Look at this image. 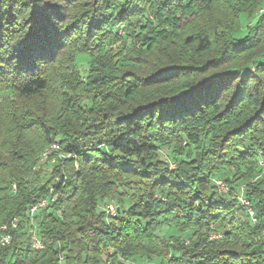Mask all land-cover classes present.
Here are the masks:
<instances>
[{
    "label": "trees",
    "instance_id": "16d2710c",
    "mask_svg": "<svg viewBox=\"0 0 264 264\" xmlns=\"http://www.w3.org/2000/svg\"><path fill=\"white\" fill-rule=\"evenodd\" d=\"M263 7L0 0V264H264ZM180 143L170 168L159 145Z\"/></svg>",
    "mask_w": 264,
    "mask_h": 264
},
{
    "label": "built area",
    "instance_id": "2783aa9c",
    "mask_svg": "<svg viewBox=\"0 0 264 264\" xmlns=\"http://www.w3.org/2000/svg\"><path fill=\"white\" fill-rule=\"evenodd\" d=\"M259 13L264 14V7L259 9ZM57 148H58L57 144L55 143L50 144L42 153V158H46L50 154V152L56 150ZM257 164L260 169V176H264V148L257 151ZM212 180L218 192L225 194L229 191L228 186L220 178L215 177ZM236 197L238 201H240L242 204L244 205L248 204L247 200L243 196V187H241L240 193H238ZM46 203H47L46 199H42L37 204L31 206L29 209L30 215H32L37 210V208L45 206ZM106 210L108 214L115 213V209L112 204H107ZM247 212L250 215L252 222H254L255 218L253 216V212L249 208ZM9 226L10 228L15 229L18 226V218L17 217L13 218L10 224L4 223L0 225V250L2 247L8 245L11 241V234L8 232ZM29 233H30L31 247L33 249H42L44 247V243L38 237L36 228L34 226H31V228L29 229ZM213 237H218V235H213Z\"/></svg>",
    "mask_w": 264,
    "mask_h": 264
},
{
    "label": "rangeland",
    "instance_id": "374dc122",
    "mask_svg": "<svg viewBox=\"0 0 264 264\" xmlns=\"http://www.w3.org/2000/svg\"><path fill=\"white\" fill-rule=\"evenodd\" d=\"M146 18L148 19L147 21L151 22L153 19H152V16L149 14V13H146ZM255 22V16H252V17H243L241 18V31L245 29L246 26H249L250 24L254 23ZM154 25H151V28L153 27ZM113 27L112 29H114L115 31L117 30L119 32V28L114 25V26H111ZM121 31V30H120ZM148 34V33H147ZM146 35V34H145ZM107 41V40H106ZM108 43H110V41H108ZM117 43H114V46H116ZM86 60L87 58L83 55H79L77 56L76 58V67L79 69L80 73L85 75V72H87L88 70V65L86 63ZM84 77V76H83ZM174 145H166V144H160L159 145V156L161 157V159L163 161H166L168 162V166L170 168H173L174 165L176 164V162L172 159L173 157V153H175L176 155H179V153H182V144H178L176 147H173ZM201 148H203V146H201ZM50 155H54V153L51 152ZM48 155L46 157V159H43V162L41 163V173L38 174V177L41 179V177L44 176V172L47 171V169H49L50 165H52V163L55 161V157L56 156H50ZM59 157H62V154L61 153H58ZM185 155V154H184ZM172 156V157H171ZM50 157V158H49ZM172 159V160H171ZM187 159H190V158H187ZM38 173V172H37ZM36 173V175H37ZM215 178V177H214ZM36 179V177H35ZM44 181V179L42 180V182ZM41 181H39L40 185H44L45 181L42 183ZM213 182V180H212ZM240 190H241V187L239 188V193H240ZM124 197L123 201L122 202H125L124 205H128L129 201L132 200L134 201L136 198H135V195L133 194L132 196L128 193H125L123 195H120L119 196V199H122V197ZM42 200V199H41ZM40 201V200H39ZM113 205V204H112ZM109 215H114V214H109ZM160 233L163 235L165 234L166 236H173L175 235V231L174 230H168L167 228H162L160 230ZM144 264H147V263H144Z\"/></svg>",
    "mask_w": 264,
    "mask_h": 264
}]
</instances>
